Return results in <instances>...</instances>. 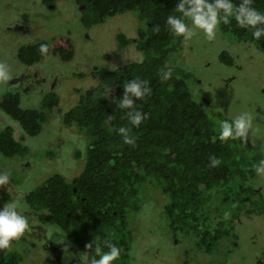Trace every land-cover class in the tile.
I'll return each mask as SVG.
<instances>
[{"label": "trees", "instance_id": "trees-1", "mask_svg": "<svg viewBox=\"0 0 264 264\" xmlns=\"http://www.w3.org/2000/svg\"><path fill=\"white\" fill-rule=\"evenodd\" d=\"M59 1H71L80 7V27L85 32L112 17L132 13L137 35L119 33L117 43L122 49L136 43L144 60L113 69L105 65L95 69L97 86L81 93L79 103L63 118L64 125L73 127L87 142L83 169L73 179L60 173L49 177L27 195L26 205L42 223L58 226L70 235L77 246L85 247L92 240L111 241L121 249L117 262L129 264L131 224L142 212L129 200L142 194L146 186H154L161 193L158 211L165 217L167 228L196 251L193 264H227L226 260L208 261L200 257L221 252L226 239L232 238L227 234L235 236L233 216L243 208L248 214L263 215L264 210L257 204L263 196L255 193L252 183L259 151L252 150L247 138L219 141L217 121L231 118L206 106L204 96L193 87L196 81L192 68L178 63L180 56L186 59L185 41L173 37L165 26L176 0H42V3L55 6ZM253 6L264 11V0H255ZM157 25L160 31L154 32ZM220 31L235 43H253L264 52V38L254 40L251 31L240 28L234 20L229 25L221 24ZM51 42L57 47L64 45L55 49L53 55L66 62L72 60L70 38L62 41L55 38ZM41 44L50 47L46 41L25 47L19 52V61L27 66L41 61L44 56L39 52ZM219 60L229 67L236 62L227 51L220 54ZM161 68L172 71L167 82L159 78ZM137 77L149 82L152 94L137 102L148 119L132 130L136 137L133 147L123 144L117 133L120 126L127 125V120L116 103L123 94V84ZM21 101L19 91L7 93L0 97V109L29 136L41 133L47 113L59 111L56 95H48L43 102L44 110L24 109ZM82 153L78 150L76 156L81 157ZM0 154L24 160L30 149L15 138L13 127H6L0 131ZM210 156L219 158L220 165L209 167ZM232 243L237 245L236 238H232ZM1 253L4 257L5 253ZM188 254L185 253L181 264H190Z\"/></svg>", "mask_w": 264, "mask_h": 264}, {"label": "rangeland", "instance_id": "rangeland-1", "mask_svg": "<svg viewBox=\"0 0 264 264\" xmlns=\"http://www.w3.org/2000/svg\"><path fill=\"white\" fill-rule=\"evenodd\" d=\"M53 10L42 5L41 0H0V64L7 66L11 76L7 84H0V97L19 91L22 108L44 110V100L48 95H56L59 107L58 112L47 113L37 136L27 135L18 122L0 109V131L13 127L15 138L30 149L24 160L8 159L0 154V173L9 175V183L0 187V208L6 203L18 202V210L28 215L31 223H36L37 219L24 201L27 195L54 174L73 179L84 167L85 137L73 127L65 126L63 118L79 103L81 93L97 86L94 71L98 67L95 66L113 69L143 60L136 43L122 49L116 40L119 33L137 35V22L132 13L112 17L85 32L80 27V7L64 2ZM65 37L74 43L73 59L67 62L53 55L59 48L51 42L55 38L62 41ZM41 41L50 43L41 61L27 66L17 59L19 48ZM188 43L185 42L183 51L186 59L180 56L178 63L192 68L195 92L204 96L209 109L221 111L226 117L232 118L242 112L252 114L253 126L246 138L250 139L252 150L259 151V159H264V52L253 43H235L220 30L212 41L198 33ZM223 51L235 58L233 68L220 62L219 55ZM81 73L85 76L81 77ZM22 76L31 80L20 84ZM16 78L18 81L14 82ZM78 150L83 151L81 157L76 156ZM253 183L255 191L263 196L257 204L264 210V174L257 175ZM141 191L142 194L129 200L142 211L131 224L129 264H181L186 252L189 263L193 264L196 251L171 234L165 217L158 211L162 202L160 191L154 186H146ZM147 212L152 215H146ZM51 232L55 241V235L64 236L62 230ZM235 232L239 244L232 251L225 246L219 254L199 255L200 259L217 258L218 262L226 260L227 264H264V213L263 216L239 218L235 222ZM14 250L12 246L7 252L13 256L17 254ZM92 252L94 248L89 254ZM32 255L38 264L46 261L44 254Z\"/></svg>", "mask_w": 264, "mask_h": 264}, {"label": "clouds", "instance_id": "clouds-1", "mask_svg": "<svg viewBox=\"0 0 264 264\" xmlns=\"http://www.w3.org/2000/svg\"><path fill=\"white\" fill-rule=\"evenodd\" d=\"M64 2L71 1H59L55 6H46L41 0L42 5L51 10L55 8L57 10L59 5L64 4ZM254 3L255 0H176L174 8L166 17L165 26L173 37L180 38L185 42L191 41L198 33L202 34L207 40L212 41L216 38L221 24L229 25L234 20L240 28L250 30L254 40L260 41L264 38V11H260L254 7ZM153 31L159 32L160 27L158 25L155 26ZM129 46L130 45L126 47ZM23 48L25 47L19 48V52ZM19 52L17 54L18 60L20 57ZM39 52L41 55H46L48 53V45L41 44ZM140 54L144 60L141 52ZM143 60H141V62H143ZM223 65L227 68L229 67L225 64ZM101 66L102 65H97L95 67L100 68ZM158 75L161 82H167L172 77V71L168 68H161ZM22 77H20V79ZM10 79L11 76L7 66L0 64V84H7ZM15 80L18 81V78L14 79V81ZM151 94L152 89L149 86V82L145 79L137 77L123 84V94L118 98L116 103V107L123 113L124 118L127 120V125L120 126L117 130L123 144L135 146L136 137L132 134V130L134 128H139L144 121L148 119V114L142 112L138 108L137 102L144 100ZM109 118L111 119L112 117L110 116ZM217 123L219 132L218 139L221 143H227L230 140L234 141L238 138L243 140L248 136L253 126V116L249 112H242L231 119L220 120L217 121ZM209 161V167H217L221 163V160L216 156H210ZM254 170L256 174L252 177V183L257 175L264 174V159H260L254 165ZM8 183L9 175L7 173H0V187H5ZM255 193L258 194V196L261 194L256 191ZM19 206L18 202L13 201L4 204V206L0 208V250H10L13 241L19 240L27 231L32 230V224L28 215L20 212L18 210ZM251 215L263 216L248 214V210L244 208L233 216V233L235 236L227 234V237L236 238L237 245H233L232 238H227L223 247L229 246L232 251L233 248L238 246L239 236L235 232V222L241 217H251ZM52 231L60 233L61 230L59 228H54ZM63 233L65 234V232ZM171 234L175 236L173 233ZM55 236L57 237L56 242L58 244L65 245L64 251L66 253V259L77 258L79 264H116L121 256V249L109 240H103L99 243L92 240L85 245V250L83 252L74 256L68 253L67 249L70 245L67 244V237L62 235ZM93 246L94 252L90 255L89 252L93 249Z\"/></svg>", "mask_w": 264, "mask_h": 264}, {"label": "flooded vegetation", "instance_id": "flooded-vegetation-1", "mask_svg": "<svg viewBox=\"0 0 264 264\" xmlns=\"http://www.w3.org/2000/svg\"><path fill=\"white\" fill-rule=\"evenodd\" d=\"M62 45L63 44H60L58 48L60 47V49H62ZM73 45L74 43L71 44V46ZM28 80L31 79H26L23 76L20 79V84H23ZM14 82H17V80H15ZM33 216L37 219V222L31 223L32 230L27 231L24 236H22L17 241H13L12 243V246L15 247L14 251L17 254L12 256L9 254V252H7V250H0V263H4L5 261L8 264H10V262L12 264L13 262L14 264H38V262L33 260L32 254L39 252L41 254H44L45 256L46 261L44 262V264H79L77 258L66 259V253L64 251L65 245L58 244L55 241L54 237L52 238V226L42 223L38 219V216H36L35 214H33ZM62 234L64 235V237H67V244L70 245L67 249L68 253H71L75 256L76 253H80L85 250V247L75 245L70 235H65L64 233ZM1 251L5 253L4 257L2 256Z\"/></svg>", "mask_w": 264, "mask_h": 264}]
</instances>
